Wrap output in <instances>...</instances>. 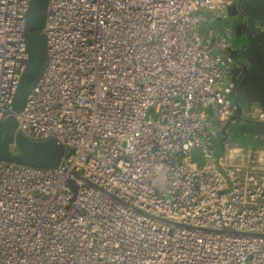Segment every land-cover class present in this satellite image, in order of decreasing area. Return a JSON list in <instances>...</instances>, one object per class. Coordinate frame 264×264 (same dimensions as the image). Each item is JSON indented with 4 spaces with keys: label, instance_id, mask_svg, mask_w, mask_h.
Masks as SVG:
<instances>
[{
    "label": "built area",
    "instance_id": "1",
    "mask_svg": "<svg viewBox=\"0 0 264 264\" xmlns=\"http://www.w3.org/2000/svg\"><path fill=\"white\" fill-rule=\"evenodd\" d=\"M29 0H0V121L28 58ZM229 0H49L46 68L16 116L58 168L0 163V264H264V147L214 140ZM153 112L154 117L148 118ZM14 151V146L10 147Z\"/></svg>",
    "mask_w": 264,
    "mask_h": 264
},
{
    "label": "water",
    "instance_id": "2",
    "mask_svg": "<svg viewBox=\"0 0 264 264\" xmlns=\"http://www.w3.org/2000/svg\"><path fill=\"white\" fill-rule=\"evenodd\" d=\"M49 0H29L25 18L27 61L18 88L13 96L7 118L0 121V163H13L34 168H58L63 157L69 154L55 139L30 141L16 132V116L22 111L27 96L42 76L47 63L46 37L43 33ZM251 5V9H250ZM238 13L231 12L234 8ZM249 7V8H248ZM236 18H246L244 22ZM231 29L234 52L233 63L246 67L233 68L234 81L226 96L235 106V118L240 119L249 105L264 109V0H236L229 3L227 17ZM236 20V21H235ZM239 51V53H237ZM240 136L233 139L241 146L264 147V121L245 125ZM227 129L214 140L216 155L222 154L229 139ZM14 146V150L10 147Z\"/></svg>",
    "mask_w": 264,
    "mask_h": 264
},
{
    "label": "flooded vegetation",
    "instance_id": "3",
    "mask_svg": "<svg viewBox=\"0 0 264 264\" xmlns=\"http://www.w3.org/2000/svg\"><path fill=\"white\" fill-rule=\"evenodd\" d=\"M236 3V0H231V5L232 4H235ZM249 8V7H248ZM250 9H251V5H250ZM231 12H236V13H238L239 11H238V9H237V7L236 8H234L233 10H231ZM226 17H227V15H226ZM237 20H239V21H242V22H244L245 20H246V18H236ZM222 21V22H221ZM236 21V20H235ZM214 26H216V28H218L219 30H222V29H229V30H231L230 29V27H229V24H228V21L225 19V20H218V21H216L215 23H214ZM231 45H232V47H231V50H230V52L231 53H233L234 52V46H233V44H232V39H231ZM237 53H239V51L237 52ZM231 60H232V58H231ZM242 67V68H244V67H246V63H245V61H241L240 62V65H236L235 66V63H233V60H232V66H231V70L233 69V68H239V67ZM233 83H234V81H233V79H232V77H231V75L229 74V76H228V81H227V84H226V87H225V89H226V92L228 91H230V89H231V87H232V85H233ZM235 84V83H234ZM253 105H255V104H253ZM250 106V105H249ZM248 106V107H249ZM255 106H257L258 108H260L261 110H264V109H262L261 107H259L258 105H255ZM240 125L242 126V125H247V124H241L240 123Z\"/></svg>",
    "mask_w": 264,
    "mask_h": 264
},
{
    "label": "rangeland",
    "instance_id": "4",
    "mask_svg": "<svg viewBox=\"0 0 264 264\" xmlns=\"http://www.w3.org/2000/svg\"><path fill=\"white\" fill-rule=\"evenodd\" d=\"M154 117L153 115V112H150L148 114V118H152ZM246 126L245 125H240V123H235V124H229L227 125V132L229 134V139L228 141L226 142L227 144H232L233 142V139L236 138L237 136H240L241 132L243 131V129L245 128ZM237 146L239 147H243V151L242 153L243 154H248L249 158L251 159L254 155V152L255 150L257 149V147H247V146H241L240 144L236 143Z\"/></svg>",
    "mask_w": 264,
    "mask_h": 264
},
{
    "label": "trees",
    "instance_id": "5",
    "mask_svg": "<svg viewBox=\"0 0 264 264\" xmlns=\"http://www.w3.org/2000/svg\"><path fill=\"white\" fill-rule=\"evenodd\" d=\"M247 147H256L255 145L251 146V144L247 145ZM15 151V150H14Z\"/></svg>",
    "mask_w": 264,
    "mask_h": 264
},
{
    "label": "crops",
    "instance_id": "6",
    "mask_svg": "<svg viewBox=\"0 0 264 264\" xmlns=\"http://www.w3.org/2000/svg\"><path fill=\"white\" fill-rule=\"evenodd\" d=\"M229 3H231V0H229ZM222 22V21H221Z\"/></svg>",
    "mask_w": 264,
    "mask_h": 264
}]
</instances>
